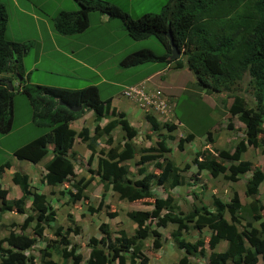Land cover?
<instances>
[{
  "label": "trees",
  "instance_id": "obj_1",
  "mask_svg": "<svg viewBox=\"0 0 264 264\" xmlns=\"http://www.w3.org/2000/svg\"><path fill=\"white\" fill-rule=\"evenodd\" d=\"M72 1L77 5L76 10H59L52 17V28L56 33H79L88 26L90 12L106 14L118 19L132 40L154 36L164 49L162 54H155L147 48L129 52L119 60L120 68L148 61L173 62L175 68L186 67L193 74L195 84L209 93L222 94V91H228L231 101L227 110L236 115L244 125V144L240 141L232 151L217 148L213 153L199 151V160L194 161L197 172L204 169L210 177L221 175L229 181L238 179L237 170L251 169L243 188V195L249 201L240 204L235 191L228 201L212 194L210 206H193L189 211L182 212L174 210L177 197L171 193L165 197H155L152 194V185L166 190L175 187L185 189L193 188L197 182L196 173L193 174L194 179L191 175L184 177L181 172L187 167L180 170L164 157V153L169 151L167 142L173 139L170 132L175 124L162 123L161 127L166 133L158 134L155 145L136 149L132 140L138 135V130L128 122L123 112L110 106L109 100L100 99L95 85L67 89L27 82L20 58L22 51L26 52L30 44L5 37L7 13L4 5L0 3V74L6 75L0 78V133H7L11 128L14 87L10 89L7 83L12 77L17 81L18 93H22L30 104L33 124L48 129L14 149L15 159L37 163L49 152L50 157L43 165L41 180L47 185H61L74 176L71 148L75 138L78 137L83 142L88 140L85 145L89 149L86 159L89 164L94 158V140L103 136L108 148L104 153L99 150L95 168H88L90 174L96 175L103 186L117 193L119 199L128 202L152 199L149 210L126 211L127 218L135 225L130 235L119 230L117 236H112L103 224L100 228L103 236L97 240L89 237L84 244L89 250L88 255L82 259L77 252L79 244L70 242L66 236L68 233L77 234L78 228L69 230L60 225L52 226L50 223L55 221V212L46 196L31 189L25 173L13 171L10 180L18 187L20 195L16 199L6 200L5 190L0 188V213H24L26 217L18 226L22 230L30 224V234L9 231L0 240V264H26L22 250L30 247L36 239H44L43 231L46 229L55 239L59 261L69 260V264H147L149 258L142 249V243L150 239L147 249L152 252L159 249L164 238L161 239L155 227H164L167 224L175 225L170 240L180 254L175 261L164 264H191L192 258L205 256L206 248L209 250L207 264H255L258 253L264 258V240H261V232L264 230V203L257 198V187L264 180V171L253 163L255 167L250 168L253 166L251 162L239 159L240 153L249 146L259 148L264 164V0H168L158 12L144 13L137 17L130 16L105 0ZM168 31L180 55L185 56L184 62L178 58H169ZM243 78H246L243 83L246 88L243 86L230 91ZM220 103L225 104L223 100ZM68 106L80 108L72 111ZM87 111L92 112V135L87 127L80 128L78 132L69 127L73 120ZM143 118L149 125L145 133V137L149 138L158 131L159 122L145 111ZM102 119H106V122L100 126ZM226 126L231 128L230 122ZM115 127L120 138L112 145L111 130ZM210 134L208 131L205 135L209 140ZM192 138L193 134L187 133L178 139L176 147L181 150L182 143ZM128 160L137 168L139 177H127L128 167L121 162ZM146 162H152L156 173H143L139 166ZM83 185L84 183L77 186L76 192L71 193L72 200L78 199ZM26 200L30 201L34 212L32 216L30 212L24 211ZM100 207L101 200L97 207H89V210L98 211ZM107 215L113 217L116 214L107 212ZM241 220L243 224L238 229L237 224ZM253 222H259L260 230L253 226ZM150 223L154 226L151 227ZM203 228L208 230L206 240L201 236L195 242L184 240V231L193 229L199 235ZM220 241L225 242V248L215 251L214 248ZM45 247L46 245L41 249V254L45 251V255L40 258L43 263L58 264L48 257L50 251Z\"/></svg>",
  "mask_w": 264,
  "mask_h": 264
},
{
  "label": "rangeland",
  "instance_id": "obj_2",
  "mask_svg": "<svg viewBox=\"0 0 264 264\" xmlns=\"http://www.w3.org/2000/svg\"><path fill=\"white\" fill-rule=\"evenodd\" d=\"M127 1L128 3H124L123 0H119L118 4L121 5L123 8L122 10H128L129 15L137 16L147 12L156 13L165 4L164 0L161 3V0ZM0 2L4 5L8 17L5 37L9 38L13 36L16 40L30 44L26 52H24V50L22 51L23 54H21L20 58L23 68L22 71L27 82L69 89H80L87 85H95L96 83L95 86L98 88L99 96L102 98L109 94L118 93L121 90V85H109L101 82V78L118 83H130L132 79L135 78V69L119 67V61H117V59L119 58V60H121L122 55H119V57L112 56L102 63L96 59H100V55H90V57H88L87 48L80 51L79 54L87 60L86 63L90 65H96L98 63L100 65L96 66L97 72L94 74L82 65L75 63L67 57H63L60 52L49 50L50 42L48 40V31H51L53 34L56 33L52 28V17L60 9L74 11L71 10L72 6L70 4H74L77 9L76 4L72 0H0ZM98 14L99 13L96 11L89 13V16H92V24L95 23ZM114 20L117 24L121 25L118 19L115 18ZM100 32L101 34L108 33L123 37L125 40L117 47L123 49L126 54L140 48H147L155 54L164 53L162 45L154 36L134 41L126 35L123 29L115 28L114 23H108ZM95 35L96 33L91 32L89 37ZM60 36H62L60 38H65L64 35ZM106 37L110 38V36ZM106 37H104V39ZM91 47L98 48L100 44L92 41ZM115 57L116 59H114ZM178 59L184 62L185 56L181 54ZM161 65L162 64L159 62L148 61L136 67L139 68L142 73H145L158 69ZM4 75V73L0 74V78L4 77ZM20 78L19 76V79ZM150 78L151 81H155V83L161 87L162 93L164 92L163 95L168 94V96L171 97L170 101L165 97L167 100L166 102L169 101V112L167 111L168 117L156 115L155 118L159 122L158 131L147 138L145 137V133L149 125L147 123L145 124L143 120L144 109L146 108L142 106L144 110L142 112V119L141 115L140 117H136L139 122L135 123L138 135L132 140V145L136 149L155 145L158 134L166 133L165 129L161 127L162 123L175 124L174 129L170 132V134L173 135V139L167 142L169 151L164 153V157L170 160L172 164L177 166L180 170L186 166V170L181 173L184 177L191 175L194 179V160H198L197 152L207 150L211 153L214 148L232 150V145L235 144L239 138H243L241 124L235 119L236 116L230 114L227 110V106L231 101V96L227 94L228 91H222V94L209 93L206 89L195 84V78L188 69H185L184 66L182 68H175L173 62L170 66H167L162 74L153 75ZM245 81L246 78H243L242 81L236 82L231 87L230 91L243 88V86L246 88L245 85H243ZM9 82L11 87H14V94L12 96L13 112L10 130L7 133H0V188L8 190V186L12 185L10 176L13 171H26L29 175L28 182L31 189L38 188L41 190L46 196L47 202L50 203L54 209L55 221L50 224L52 226L60 225L63 229L68 228L69 230L78 228L77 234L68 233L66 236L70 242L79 244L77 252L81 254L82 259L88 255V249L84 244L88 241L89 237H93L97 240L99 237L103 236V233L100 232V228L103 224L106 225L107 231L110 232L112 236H117L119 230H123L125 234L130 235L135 225L127 218L125 214L126 211L129 209L149 210L151 208L149 202H151L152 199L146 198L135 202L119 199L117 193L103 186L98 181L96 175L90 174L88 168L92 170L95 168L96 157L99 155V150H102V153H104L108 148L104 143L105 137L100 136L95 138L92 146L94 158L89 164L85 161L88 151L84 149V143L88 140L83 142L80 141L78 137L75 138V143L71 149V151L73 150L72 162L74 176L70 177L66 183L61 185H45L41 180L42 174L44 173L43 164L49 159V152L37 164H32L26 160L15 159L13 156L14 149L46 132L48 129L33 124L31 121V108L27 98L22 93H18L16 79L12 77ZM247 96L250 99L249 95ZM221 100H223L225 104L220 103ZM152 110L154 109L152 108ZM163 114H165L164 111ZM84 118L83 125L88 126L89 134L92 135V119L86 116ZM228 122H230L231 128L226 126ZM74 124L78 125L76 126ZM81 124V122H73L72 126L76 128L78 132L79 129L82 128V126L79 127ZM209 130L211 133L209 136L211 137L210 140L204 136ZM188 132L193 134V139L189 142L182 143V149L179 150L176 147V143L180 137L185 136ZM111 134L113 135L112 145H114L120 138L116 127L111 130ZM257 155V149H249L247 153H244L243 158L254 161ZM121 163L128 167L127 177L140 176L131 160ZM139 167L142 168L143 173L152 171L156 173V170L153 169L152 162H146ZM196 177L197 182L196 185H193V188L188 187L183 189V187H175L166 190L163 189V187L152 185V194L155 197H165L166 194L171 193L177 197L175 201L177 206H175L174 210H180L182 212L189 211L193 206H210L212 194L221 200L227 201L234 190L239 193L241 203L248 201V199L241 194L243 178L231 182L223 179L221 175L210 177L206 170H201ZM80 178L82 181H78ZM80 183H84L80 191V196L78 199L72 200V198H70L71 193L76 192L77 186L81 185ZM200 186L203 188H200ZM63 189L64 192H62ZM13 195L12 193H5L4 198L9 200L8 198ZM263 197L264 182L260 187V198L263 199ZM100 200L102 201V207H100L98 211L91 212L89 207H97V203ZM262 201L264 203V199ZM107 212H114L116 215L108 217ZM262 213H264V209ZM6 214L8 215V212L1 213L0 215V240H2L9 231L15 230L30 234V224L21 230L17 226L14 227L15 225H19L17 219H12L14 221L6 220ZM15 216L19 218L17 215L13 217L15 218ZM225 216H228L227 213ZM242 224L243 221L241 220L240 223L237 224L238 229H241ZM258 224L259 222H253V226L260 230ZM150 226L152 227L154 224L150 223ZM155 228L160 233L161 239L164 238V240L162 246L155 252L147 249L150 246V239L143 241L142 249L149 258L147 264H164L175 261L180 254L175 250L170 240L171 232L175 229V225L167 224L164 227L158 226ZM207 234V228H203L199 235H197L193 229L183 232L184 240L189 242H195L200 236L206 240ZM261 234V240H264V230H262ZM43 236L44 239H38L31 248L24 251L26 264H44L40 259L45 255V251H42L43 254H41V249L44 245H46L45 249L50 251L48 257H50L51 260L56 261L58 264H69V260L66 262L58 260L56 243L52 233L46 229L43 232ZM225 245V242L221 241L215 246L214 250H223ZM208 252L209 250L206 248L205 256L201 258H192L191 264H207ZM224 264L233 263L225 262ZM255 264H264V258L261 253H258L257 262Z\"/></svg>",
  "mask_w": 264,
  "mask_h": 264
},
{
  "label": "crops",
  "instance_id": "obj_3",
  "mask_svg": "<svg viewBox=\"0 0 264 264\" xmlns=\"http://www.w3.org/2000/svg\"><path fill=\"white\" fill-rule=\"evenodd\" d=\"M105 1L109 2L110 4L116 6L119 9L120 8L123 9L121 7V5L118 4L119 0H105ZM162 1L163 0H161L160 3ZM167 1L168 0H164V3H166ZM123 2L128 3L127 0H123ZM0 3H2V2H0ZM70 5L72 6L71 10H76L74 4H70ZM60 10H65V9H60ZM124 11L129 13L128 10H124ZM147 13H151V12H147ZM131 16L137 17V15H131ZM91 18H92V16L91 15L89 16V14H88V26L86 27V29H84L83 31H81L79 33H75L72 35H64L65 38H60V37H62V36H60V34H57L55 32H54L55 34H53L51 31H48V40L50 42L49 50H54V51L60 52L63 55V57L69 58L70 60L74 61L75 63L82 65L83 67H85L90 72H93L94 74H96V72H97L96 66H100V65L98 63L96 65H90L89 63H86L87 60L79 54L80 51L87 48L88 49V57H90V55H97L98 54V55H100V57H99L100 59L96 58L97 61H100L103 63L106 60H108V58H110L112 56L119 57V55H122V57H123L126 54V53H124L123 49H119L117 47L125 39H123V37H120L117 35L108 34V33L101 34V32H100V30L105 28L108 23H114L115 28L123 29L120 24H117V22H115V20H114L115 18H111V17H108L106 14H100L99 13L98 16L96 17V21L94 24H92ZM91 32L96 33V35L89 37ZM106 36H110V38H107ZM104 37H106V38L104 39ZM8 39L16 40V39H14L13 36L9 37ZM92 41L98 42L100 44V47H98V48L91 47ZM134 41H136V40H134ZM136 50H138V49H136ZM163 52H164V49H163ZM116 57L114 59H116ZM88 60H89V58H88ZM117 61H119V58L117 59ZM159 63H161L162 65L158 69H155V70L149 71V72L147 71L145 73H142V71L136 67L138 65L128 67L129 69L130 68L135 69L134 71L136 73L135 78L132 79V81L130 83H118V82H114V81L109 80V79H103V78L100 79L101 82L107 83V84L112 85V86L121 85V87H120L121 90L118 93L111 94V95L109 94L106 97H102V98L100 96L99 97H100V99H102V101L103 100H109L110 106L115 108L116 111L123 112L125 114V117L128 120V122L136 129H137V127H136L135 123L139 122V120L136 117H140V115H141V119H142V112H143L142 105H144V102L139 101V100L132 101V100L128 99L127 97H125L123 95V91L128 87L138 86L139 84H141V86H142L141 92H143V90H144L147 93L151 94L154 90H158L162 96L167 97L170 101L171 97H169L168 94L163 95L164 92L162 93L161 87L159 85H157L155 83V81H153V80L151 81V78H150L153 75L162 74L166 70L167 66L171 65V63H166V62H159ZM21 67H22V65H21ZM180 68H182V67H180ZM185 69H187V68L185 67ZM22 70H23V68H22ZM42 85H45V84H42ZM95 85H96V83H95ZM62 88H64V87H62ZM67 89H69V88H67ZM98 94H99V90H98ZM135 96H137V95H135ZM85 116L87 118H91L92 112L87 111L83 116L79 117L78 119L73 120V122H78V123L81 122L82 124L79 127H81V126L82 127H88V126L83 125V123H84L83 119H85L84 118ZM73 122H71L69 124V127L72 128L73 130L77 131V129L72 126ZM105 122H106V119H102L99 122V125L102 126ZM145 124H146V122H145ZM177 124H179V123H177ZM74 125L77 126L78 124H74ZM241 127H242V124H241ZM74 143H75V141L73 142V145H74ZM73 145H72V147H73ZM84 149H85V151H89V149L86 147L85 144H84ZM43 171H44V169H43ZM21 173H25L27 175V177H29V175L26 173V171H23ZM42 182H43V184H45L44 181H42ZM53 186H56V185H53ZM37 189L38 188H36V190ZM37 191L43 193L39 189ZM5 193L14 194L13 196H10V198H8L9 200L16 199L20 195V191L15 184L9 185L8 190L6 189ZM24 211L30 212L31 216L34 213L33 210L30 208V201L29 200L25 201ZM7 212H8V215L6 214V220L14 221L12 219H17L19 224L23 221L24 217H26V215L24 213L18 214V213H14L11 211H6V213ZM13 214L17 215L19 218H16V216L14 218ZM16 226L19 227L18 225H15L14 227H16ZM216 251H221V250L217 249Z\"/></svg>",
  "mask_w": 264,
  "mask_h": 264
},
{
  "label": "clouds",
  "instance_id": "obj_4",
  "mask_svg": "<svg viewBox=\"0 0 264 264\" xmlns=\"http://www.w3.org/2000/svg\"><path fill=\"white\" fill-rule=\"evenodd\" d=\"M180 56V55H179ZM169 58H170V55H169ZM177 59V58H176ZM170 63H172V62H170ZM9 84H10V82H9ZM9 86V85H8ZM10 88H12L11 87V85H10ZM141 89H142V86H141V84H139L138 86H131V87H128V88H126L124 91H123V95L125 96V97H127L128 99H130V100H132V101H136V100H139V101H143L144 102V105H142V106H144L146 109H145V113H148V114H150V115H152L154 118L156 117V115H159V116H163V117H168V114H167V111L169 112V106H168V103L169 102H166L167 100H166V98L164 97V96H162L161 94H160V92L158 91V90H154L151 94H149V93H147L146 91H144L143 90V92H141L142 93V95L143 96H145L146 98H142L141 96H139L137 93H135L134 91L135 90H138V91H141ZM132 90H134V91H132ZM158 92V93H155V92ZM135 95H137V96H135ZM159 101H162L163 102V106H160L159 104H158V102ZM146 104V105H145ZM152 108L154 109V110H152ZM142 110H143V108H142ZM144 111V110H143ZM163 111L165 112V114H163ZM152 112H156V113H152ZM236 116V115H235ZM237 120H238V118H237V116L235 117ZM156 119V118H155ZM145 121V120H144ZM239 121V120H238ZM146 122V121H145ZM240 122V121H239ZM241 123V122H240ZM242 124V123H241ZM243 129H244V125L242 124V129H241V131L243 132ZM209 132H210V130H209ZM189 133V132H188ZM205 136V135H204ZM137 137V136H136ZM242 137L243 138H239L236 142H235V144H233L232 145V150H233V148L235 147V145H237L240 141L244 144V132H243V134H242ZM193 139V138H192ZM191 139V140H192ZM190 140V141H191ZM189 142V141H188ZM85 144V143H84ZM215 149V148H214ZM217 149H224V148H217ZM249 149H257L258 150V155L255 157V160L254 161H251V160H248V159H246V158H243L244 157V153L246 152H248V150ZM225 150H229V151H232V150H230V149H225ZM213 153V152H212ZM88 154H89V151H88ZM88 156V155H87ZM86 159H87V157H86ZM86 159H85V161H86ZM240 160H242V161H249V162H251V164L253 163V164H256L255 166H258L262 171H264L263 169V166H264V164L262 163V161H261V154H260V150H259V148H253V147H249V146H246L245 147V149H244V151H242L241 153H240V158H239ZM198 160H199V158H198ZM39 162V161H38ZM37 162V163H38ZM32 164H36V163H32ZM252 164V165H253ZM44 165V164H43ZM254 165L252 166V167H250V168H254L255 167ZM43 169H44V167H43ZM202 170H204V169H202ZM249 170H251V169H246V170H237V173H236V176L238 177V179L237 180H240V178H243V181H242V187L244 188L245 187V181H246V179L249 177V175H250V171ZM201 171V170H200ZM200 171H198L197 172V168H196V165H195V173L196 174H199V172ZM208 173V172H207ZM209 174V173H208ZM210 176V175H209ZM222 177V176H221ZM223 178V177H222ZM27 179H28V177H27ZM224 179V178H223ZM237 180H235V181H237ZM229 181V180H228ZM231 182H234V181H231ZM264 182V180L263 181H261L260 182V184H259V186L257 187V190H258V194H257V198L259 199V201L260 202H263L262 200L264 199V197H263V199L262 198H260V187H261V185H262V183ZM12 183V182H11ZM29 183V182H28ZM13 184V183H12ZM243 188H242V191H241V194H242V196L243 197H245L244 195H243ZM2 189V188H1ZM235 191V190H234ZM236 193H237V195H238V198H239V202H240V204H245V203H247L248 201H249V199L247 198V197H245L246 199H248V201L247 202H245V203H241V200H240V195H239V193L237 192V191H235ZM232 195V194H231ZM231 197V196H230ZM230 199V198H229ZM228 199V200H229ZM227 200V201H228ZM4 212H6V211H4ZM4 212H2V214L4 213ZM0 215H1V213H0ZM134 224V223H133ZM44 232V231H43ZM38 239H36V241H37ZM35 241V242H36ZM34 242V243H35ZM221 242V241H220ZM33 243V244H34ZM32 244V245H33ZM31 245V246H32ZM31 246L30 247H28V248H26V249H24V250H22V253L24 254V251L25 250H28L29 248H31ZM42 247H44V246H42ZM89 251V250H88ZM88 253V252H87Z\"/></svg>",
  "mask_w": 264,
  "mask_h": 264
},
{
  "label": "water",
  "instance_id": "obj_5",
  "mask_svg": "<svg viewBox=\"0 0 264 264\" xmlns=\"http://www.w3.org/2000/svg\"><path fill=\"white\" fill-rule=\"evenodd\" d=\"M167 38H168V44H169V47H170V58L171 59H176L179 57L180 55V52L178 51L176 45L173 43L172 39H171V36L169 34V31L167 32ZM9 85V88H10V84L7 83ZM11 89V88H10ZM60 102V101H59ZM61 103V102H60ZM70 110L72 111H76L80 108V106H68Z\"/></svg>",
  "mask_w": 264,
  "mask_h": 264
},
{
  "label": "built area",
  "instance_id": "obj_6",
  "mask_svg": "<svg viewBox=\"0 0 264 264\" xmlns=\"http://www.w3.org/2000/svg\"><path fill=\"white\" fill-rule=\"evenodd\" d=\"M132 91H134V90H132ZM134 92L137 93V94H138L139 96H141L142 98H146L145 96L142 95L141 91L135 90ZM155 93H158V92L156 91ZM158 104H159L160 106H163V102H162V101H159Z\"/></svg>",
  "mask_w": 264,
  "mask_h": 264
}]
</instances>
